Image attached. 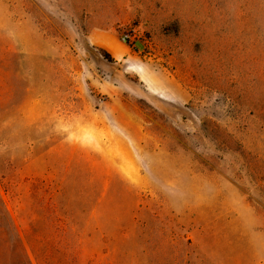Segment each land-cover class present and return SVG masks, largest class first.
I'll list each match as a JSON object with an SVG mask.
<instances>
[{"label":"rangeland","instance_id":"obj_1","mask_svg":"<svg viewBox=\"0 0 264 264\" xmlns=\"http://www.w3.org/2000/svg\"><path fill=\"white\" fill-rule=\"evenodd\" d=\"M0 197L31 264H264V0H0Z\"/></svg>","mask_w":264,"mask_h":264},{"label":"trees","instance_id":"obj_2","mask_svg":"<svg viewBox=\"0 0 264 264\" xmlns=\"http://www.w3.org/2000/svg\"><path fill=\"white\" fill-rule=\"evenodd\" d=\"M135 220V216H132V221ZM0 239L3 245L8 247L10 255L8 258L0 255V264H31L25 248L22 244L18 230L16 229L12 217L8 210L4 206L0 197ZM114 249L112 248V251ZM100 250H90V253L96 254Z\"/></svg>","mask_w":264,"mask_h":264}]
</instances>
